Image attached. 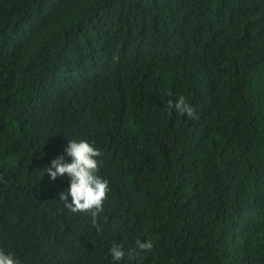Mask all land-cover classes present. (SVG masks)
I'll return each mask as SVG.
<instances>
[{
    "label": "trees",
    "instance_id": "obj_1",
    "mask_svg": "<svg viewBox=\"0 0 264 264\" xmlns=\"http://www.w3.org/2000/svg\"><path fill=\"white\" fill-rule=\"evenodd\" d=\"M74 138L108 180L95 217L44 169ZM0 250L264 264V0H0Z\"/></svg>",
    "mask_w": 264,
    "mask_h": 264
},
{
    "label": "clouds",
    "instance_id": "obj_2",
    "mask_svg": "<svg viewBox=\"0 0 264 264\" xmlns=\"http://www.w3.org/2000/svg\"><path fill=\"white\" fill-rule=\"evenodd\" d=\"M170 108L189 117L194 115L193 107L179 96L175 102H168ZM100 151L85 139H67L63 147V154L54 155L44 167L50 180L67 178L68 185L58 194L65 208L75 213L89 212L95 217L101 210L102 202L108 190V180L97 175ZM136 246L140 250H150L153 247L150 239L137 240ZM108 253L113 262H118L124 253L118 244H112ZM0 264H18L12 253L0 250Z\"/></svg>",
    "mask_w": 264,
    "mask_h": 264
},
{
    "label": "bare ground",
    "instance_id": "obj_3",
    "mask_svg": "<svg viewBox=\"0 0 264 264\" xmlns=\"http://www.w3.org/2000/svg\"><path fill=\"white\" fill-rule=\"evenodd\" d=\"M77 93V92H76Z\"/></svg>",
    "mask_w": 264,
    "mask_h": 264
}]
</instances>
